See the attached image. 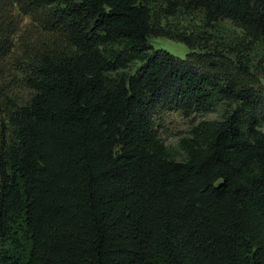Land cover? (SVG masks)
<instances>
[{"label": "trees", "instance_id": "16d2710c", "mask_svg": "<svg viewBox=\"0 0 264 264\" xmlns=\"http://www.w3.org/2000/svg\"><path fill=\"white\" fill-rule=\"evenodd\" d=\"M197 10L241 34L164 22ZM255 47L264 0H0V72L28 91L0 92V264H264ZM218 105L177 147L161 137L164 109Z\"/></svg>", "mask_w": 264, "mask_h": 264}, {"label": "rangeland", "instance_id": "374dc122", "mask_svg": "<svg viewBox=\"0 0 264 264\" xmlns=\"http://www.w3.org/2000/svg\"><path fill=\"white\" fill-rule=\"evenodd\" d=\"M30 21V16L25 15L23 20V29L27 27ZM164 22H168L175 27L184 28L188 30V32L196 31L197 33H203V31H207L208 33H204L205 37L211 36L215 39L222 38L229 40L231 38H234L236 35L241 34V29L229 19H222L219 22L215 23V25L213 26L207 25L205 23L203 12L201 10H197L192 13H186L182 16H172L165 19ZM209 39L211 41V38ZM150 42L155 48H165L181 57H185L190 51L189 46L185 42L175 40L166 36H152L150 38ZM262 55L263 52L260 47H255L254 51L251 52L254 65H258L257 69L261 68L264 75V59L262 58ZM9 62H11V59ZM140 64V61L132 62L126 67V70L135 71L140 66ZM10 79H12V75H9L8 72H6L4 75H2L0 72V92H9L10 94L16 96L21 100L28 94L27 89L21 86L13 85L11 87H7V82H9ZM226 103L229 107L235 106L234 103L231 104L228 101ZM222 111L223 106L218 105L217 109L214 111L187 116L177 108H166L162 111L161 117L158 119V130L161 137L168 145L177 147L179 139L182 136L188 134L190 127L194 123H196L201 118H219ZM260 129L264 132V117H262V124L260 126ZM176 155L180 158L183 157L180 152H177Z\"/></svg>", "mask_w": 264, "mask_h": 264}]
</instances>
